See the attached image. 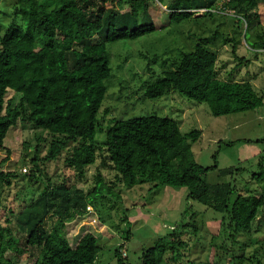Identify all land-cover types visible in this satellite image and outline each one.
<instances>
[{
  "label": "trees",
  "instance_id": "trees-1",
  "mask_svg": "<svg viewBox=\"0 0 264 264\" xmlns=\"http://www.w3.org/2000/svg\"><path fill=\"white\" fill-rule=\"evenodd\" d=\"M151 1L16 0L13 15L21 19L22 25L12 22L5 29L0 26V149L6 150L8 133L25 121L59 136L50 143L45 160L57 159L74 142L76 145L65 158L66 166L83 175L96 162L97 151L102 150L105 156L101 165L115 172L122 187L130 189L145 183L154 189L185 187L187 200L221 214L224 230L235 229L230 234L233 241L239 232L257 233L264 227V184L237 189L229 181L207 183L205 174L217 169V164L215 161L213 166L203 167L195 160L191 146L201 137L200 129L182 133L176 121L167 117H129L112 120L104 132L102 148L95 141L101 129L98 115L111 76L108 45L141 39L156 30L148 12ZM156 1L169 9L170 21L181 23L201 10L203 16L213 15L220 0H170L168 4ZM254 2L224 0L222 6L232 12L229 15L238 23L262 25L252 45L264 50V18L253 9ZM207 46L208 41L202 39L191 51L178 50L169 59L170 67L146 82L143 96L156 99L177 92L206 104L213 117L261 107L263 97L249 81L217 77V56ZM9 93L19 96L17 104L7 99ZM37 161L35 153L30 160L33 176L40 175ZM1 163L0 186H10L18 174L3 171ZM241 171L242 168L229 167L218 169V174L233 176ZM255 175L261 178L263 172ZM97 177L88 194L65 181L48 180L37 197L16 214L12 210L2 214L0 197V260L6 250H15L34 258L33 264L95 263L101 249L98 236L86 230L71 246L65 226L93 209L104 223L99 208L111 200L112 205H106L110 211L121 200L112 187ZM125 220L123 212L120 224ZM187 225L181 223L180 227ZM177 229L143 250L140 264H176L177 258H185L186 244L182 231ZM13 230L25 234L22 249L12 238ZM121 232L123 239L129 240L130 231ZM122 248L119 245L114 249L116 264H129Z\"/></svg>",
  "mask_w": 264,
  "mask_h": 264
},
{
  "label": "rangeland",
  "instance_id": "rangeland-1",
  "mask_svg": "<svg viewBox=\"0 0 264 264\" xmlns=\"http://www.w3.org/2000/svg\"><path fill=\"white\" fill-rule=\"evenodd\" d=\"M169 1L165 0V3ZM223 2L218 1L217 12L214 11L213 15L203 16L201 11L189 20L174 23L169 19L166 5L152 0L148 12L156 30L141 39L108 45L111 76L98 115L101 129L95 141L99 147H103L104 132L112 120L149 115L167 117L176 121L182 133L192 129L202 130L203 135L192 144L191 149L196 162L203 167L213 166L216 161L217 169L208 171L204 176L207 183L229 181L237 189L243 186L253 189L264 184V50L252 45L262 31V25L252 21L248 26L244 22H236L229 15L232 12L222 6ZM15 5L16 0H0L2 29L12 22L22 25L21 19L13 15ZM253 9L264 18V0H255ZM202 39L208 41L207 48L217 56V77L249 81L257 94L263 97L261 107L213 117L206 104L177 92L156 99L143 96L146 82L156 79L170 67V57H174L178 50H193ZM7 99H12L15 105L19 96L9 93ZM58 137L25 121L8 133L6 150L0 149L1 169L16 172L18 177L11 181L10 186H0L3 215H7L8 210L16 214L37 197L48 180L51 183L65 181L88 194L94 189L99 175L105 185L121 196V200L115 202L110 211L106 205H112L111 200L99 208L104 223L93 209L65 226L71 246L86 230L98 236L101 249L93 264H116L113 254L119 245H123L122 250L129 264H140L143 250L151 247L159 237L169 234L173 228L182 231V240L186 244L183 251L186 256L177 258L176 264H264L263 226L257 233L239 232L233 241L230 234H234L235 229L224 230L220 225L221 214L187 200L185 187L160 186L154 189L149 183L130 189L122 187L114 177L115 172L101 165L105 156L102 150L97 151L96 162L83 175H77L65 162L76 145L74 142L69 143L57 159H44L50 143ZM230 142L232 144L227 145ZM35 153L40 175L33 176L30 160ZM229 167L242 168V171L238 175L219 176L218 169ZM259 172H263V177L253 178V173ZM123 212L126 220L120 224ZM193 213L196 214L194 217ZM181 223L188 225L182 228ZM123 229L130 231L127 241L123 239ZM12 238L18 249H22L25 234L13 230ZM34 260L18 251L6 250L0 261L2 264H33Z\"/></svg>",
  "mask_w": 264,
  "mask_h": 264
},
{
  "label": "crops",
  "instance_id": "crops-1",
  "mask_svg": "<svg viewBox=\"0 0 264 264\" xmlns=\"http://www.w3.org/2000/svg\"><path fill=\"white\" fill-rule=\"evenodd\" d=\"M202 135H203V133H202V130H201V136H202ZM257 141H258V140H257ZM245 142H250V141L245 140ZM230 143L232 144V142H230ZM231 144H230V145H231ZM245 160L247 161L248 159H245ZM255 174H256V173H253V175H252L253 178H255ZM255 179H256V178H255ZM236 180H237V179H236Z\"/></svg>",
  "mask_w": 264,
  "mask_h": 264
},
{
  "label": "built area",
  "instance_id": "built-area-1",
  "mask_svg": "<svg viewBox=\"0 0 264 264\" xmlns=\"http://www.w3.org/2000/svg\"><path fill=\"white\" fill-rule=\"evenodd\" d=\"M201 11H203V10H201ZM201 11H200V12H201ZM121 251H122V254H123L124 256H126L124 250L121 249ZM225 264H229V262H226Z\"/></svg>",
  "mask_w": 264,
  "mask_h": 264
}]
</instances>
